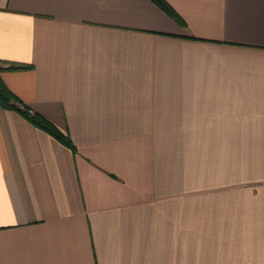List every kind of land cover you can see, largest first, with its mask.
<instances>
[{
    "label": "crops",
    "instance_id": "obj_1",
    "mask_svg": "<svg viewBox=\"0 0 264 264\" xmlns=\"http://www.w3.org/2000/svg\"><path fill=\"white\" fill-rule=\"evenodd\" d=\"M0 0V264H264V0Z\"/></svg>",
    "mask_w": 264,
    "mask_h": 264
},
{
    "label": "trees",
    "instance_id": "obj_2",
    "mask_svg": "<svg viewBox=\"0 0 264 264\" xmlns=\"http://www.w3.org/2000/svg\"><path fill=\"white\" fill-rule=\"evenodd\" d=\"M160 8H162L167 14L176 20H181L178 13L175 11L173 6L166 0H153ZM25 64H15L12 63L8 67H1L0 69H22L25 68ZM16 96L11 92V90L4 84L0 78V102L3 106L7 108H12L21 111L25 116H27L36 126L43 128L54 135L61 142L74 146L72 140L68 135L63 134L55 125H53L49 120L38 114H31L28 109L21 108L18 106L16 101Z\"/></svg>",
    "mask_w": 264,
    "mask_h": 264
},
{
    "label": "built area",
    "instance_id": "obj_3",
    "mask_svg": "<svg viewBox=\"0 0 264 264\" xmlns=\"http://www.w3.org/2000/svg\"><path fill=\"white\" fill-rule=\"evenodd\" d=\"M30 112H32V111L30 110Z\"/></svg>",
    "mask_w": 264,
    "mask_h": 264
}]
</instances>
